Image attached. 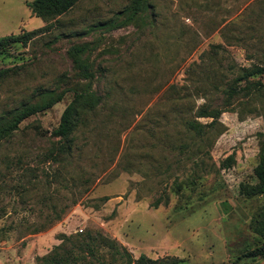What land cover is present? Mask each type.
I'll return each instance as SVG.
<instances>
[{
    "label": "rangeland",
    "instance_id": "1",
    "mask_svg": "<svg viewBox=\"0 0 264 264\" xmlns=\"http://www.w3.org/2000/svg\"><path fill=\"white\" fill-rule=\"evenodd\" d=\"M33 1L0 0V38L50 26L0 53V69L14 68L0 85V119L42 100L43 91L77 84L74 46H88L82 58L104 102L74 133L67 156L51 155L59 146L52 132L72 92L1 144L0 264H37L63 235L87 231L117 241L134 260L264 264V255H253L264 240L256 222L264 194H240L242 183H256L264 92L223 113L200 168L177 165L170 147L179 124L174 99L191 78L216 77L223 89L264 61V0H148L134 17L131 0H80L51 21L32 14ZM202 103L197 95L192 106ZM194 172L200 179L191 186Z\"/></svg>",
    "mask_w": 264,
    "mask_h": 264
},
{
    "label": "trees",
    "instance_id": "2",
    "mask_svg": "<svg viewBox=\"0 0 264 264\" xmlns=\"http://www.w3.org/2000/svg\"><path fill=\"white\" fill-rule=\"evenodd\" d=\"M80 0H34L29 7L37 17L46 21L55 20L71 11ZM148 0H131L129 11L132 16L141 14L150 8ZM50 26L25 32L21 35H11L0 38V53L7 51L16 44L27 46L38 35L49 29ZM257 25L251 26L254 31ZM236 41H243L239 34ZM88 46H74L69 50L73 57L75 68L79 81L73 87L63 90L60 93L54 91H43L42 100L23 105L21 108L6 114L0 119V146L10 139L20 128V125L27 119L44 113L52 109L57 103L64 100L68 92L73 93L70 104L64 110L61 121L57 128L52 132V136L57 138L59 146L55 147L51 155L57 157L69 155L72 152L74 143L73 135L80 126H86V119L89 115L96 113L98 108L103 104L104 98L99 95L93 88L96 75L91 71L88 59H83L82 55L86 52ZM217 54V53H216ZM14 68L0 69V85L6 81ZM206 79L191 78V86L181 95L178 94L173 106L174 111L178 113L176 131L173 141H170L172 151L177 152V165H183L184 162L193 161L197 168H200L202 161L198 157L209 153L214 144L215 135L222 133L221 116L223 113L233 110L235 104L242 101H250L262 96L264 92V61L259 65L242 70L241 74L230 81L225 88L219 87L214 78L205 76ZM171 90L178 89L175 85L170 87ZM182 90V89H179ZM213 93H221L222 101L216 103ZM203 99L200 105L192 106L193 99L196 96ZM210 120V122H202ZM260 162L255 169L256 183H242L240 185V194L247 197H255L264 194V140L260 147ZM196 170V169H195ZM169 173V171H168ZM179 178H175L173 184L180 186ZM200 176L198 172L188 178L191 186L197 184ZM104 197L103 201H108ZM162 199L156 200L155 207L162 203ZM259 232L264 238V216L256 220ZM253 255H264V240L262 245L253 253ZM127 258V264H177L175 259H157L153 260L146 256L134 260L126 248L100 231H87L85 233H76L63 235L61 243L55 246L47 255L37 258V264H122ZM199 264V263H198ZM224 264V263H218Z\"/></svg>",
    "mask_w": 264,
    "mask_h": 264
}]
</instances>
